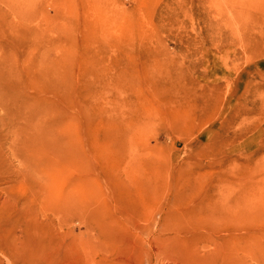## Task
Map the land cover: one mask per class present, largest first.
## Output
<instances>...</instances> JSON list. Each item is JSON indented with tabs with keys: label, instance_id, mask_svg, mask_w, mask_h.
Listing matches in <instances>:
<instances>
[{
	"label": "rangeland",
	"instance_id": "1",
	"mask_svg": "<svg viewBox=\"0 0 264 264\" xmlns=\"http://www.w3.org/2000/svg\"><path fill=\"white\" fill-rule=\"evenodd\" d=\"M210 199L264 229V0H0V264H186Z\"/></svg>",
	"mask_w": 264,
	"mask_h": 264
},
{
	"label": "bare ground",
	"instance_id": "2",
	"mask_svg": "<svg viewBox=\"0 0 264 264\" xmlns=\"http://www.w3.org/2000/svg\"><path fill=\"white\" fill-rule=\"evenodd\" d=\"M147 202L144 209L150 208V203ZM134 206L129 205L125 209L133 212ZM177 209L182 211L178 212ZM248 209L249 206L237 200L210 199L194 206L191 204L168 211L163 216L159 229L150 232L145 239L150 258L159 259L170 251H181L184 252L185 260H188L186 264H249L248 260L252 257L257 264H264L262 211L256 209L250 214ZM239 225L243 230L235 233L234 230H239ZM216 228L227 232L218 240L214 239L213 232ZM141 230L142 227L133 224L128 228L125 240H137ZM196 231L199 232L194 233ZM191 239L207 241L214 247L198 256L193 248H189Z\"/></svg>",
	"mask_w": 264,
	"mask_h": 264
}]
</instances>
